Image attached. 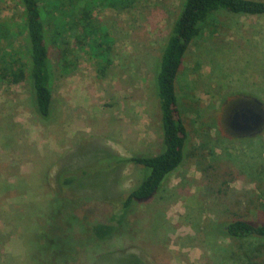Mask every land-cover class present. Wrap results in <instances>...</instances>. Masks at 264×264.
Returning a JSON list of instances; mask_svg holds the SVG:
<instances>
[{"label": "rangeland", "instance_id": "rangeland-1", "mask_svg": "<svg viewBox=\"0 0 264 264\" xmlns=\"http://www.w3.org/2000/svg\"><path fill=\"white\" fill-rule=\"evenodd\" d=\"M182 1L98 3L93 17L110 37L105 58L74 37L65 55L51 46L49 119L31 106L28 82L0 79V264H264V238L209 228L236 215L264 218L256 203L264 192V13L218 11L191 41L176 80L185 156L153 196L123 210L120 201L144 174L129 163L108 182L111 201L93 195L72 209L58 200L60 167L82 161L92 177L106 176L94 149L123 156L161 149L153 69ZM6 26L1 58L23 43L19 0H0ZM237 102L259 105L258 130L227 127L226 106Z\"/></svg>", "mask_w": 264, "mask_h": 264}, {"label": "trees", "instance_id": "trees-1", "mask_svg": "<svg viewBox=\"0 0 264 264\" xmlns=\"http://www.w3.org/2000/svg\"><path fill=\"white\" fill-rule=\"evenodd\" d=\"M19 1L23 8V43L16 46L14 43L10 50H4L3 58L0 56V79L28 82L31 106L41 118L49 119L53 112L54 84L51 46L58 44V50L65 55L69 50V39L74 37L76 44L88 45L96 55L105 58L110 37L106 31L99 33L104 27L93 17L94 7L100 3L130 8L135 5L136 0ZM65 6L70 8V13L65 11ZM57 9L58 12H54ZM221 10L250 14L264 13V0L182 1L178 16L159 56L155 59L153 69L154 90L162 129L161 149L155 154L132 156L94 149L98 152L97 161L101 160L100 162L108 167L106 176L102 179L92 177L93 169L82 161L62 166L58 169L56 180L58 200L71 201L72 209L77 206L75 203L77 200H87L93 195L111 201L108 182L118 165L129 163L142 165L144 174L139 184L120 201L123 210H126L133 201L148 199L157 192L169 173L181 164L185 156L187 127L178 113L176 92V80L184 55L193 38L206 28H210L214 14ZM67 17L68 19H65ZM52 22L58 25V31H52ZM8 33L10 29L7 26L0 28V36H9ZM65 61H63L64 66ZM100 68L103 72V64H100ZM256 203L259 212L264 215V192L257 194ZM60 225L58 223V229ZM209 228L228 237L264 238V218L253 219L236 215V217L216 220Z\"/></svg>", "mask_w": 264, "mask_h": 264}, {"label": "flooded vegetation", "instance_id": "flooded-vegetation-1", "mask_svg": "<svg viewBox=\"0 0 264 264\" xmlns=\"http://www.w3.org/2000/svg\"><path fill=\"white\" fill-rule=\"evenodd\" d=\"M228 109L226 106L224 121L233 132L247 134L260 128L263 117L257 103L237 102Z\"/></svg>", "mask_w": 264, "mask_h": 264}]
</instances>
